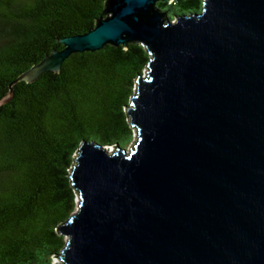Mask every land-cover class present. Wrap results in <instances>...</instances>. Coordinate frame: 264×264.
I'll return each instance as SVG.
<instances>
[{"label":"water","instance_id":"95a60500","mask_svg":"<svg viewBox=\"0 0 264 264\" xmlns=\"http://www.w3.org/2000/svg\"><path fill=\"white\" fill-rule=\"evenodd\" d=\"M107 0L14 87L61 73L73 54L140 44L151 57L127 114L132 148L85 140L71 170L76 212L61 264H264V0Z\"/></svg>","mask_w":264,"mask_h":264},{"label":"trees","instance_id":"16d2710c","mask_svg":"<svg viewBox=\"0 0 264 264\" xmlns=\"http://www.w3.org/2000/svg\"><path fill=\"white\" fill-rule=\"evenodd\" d=\"M107 0H0V100L60 40L93 30ZM205 0L157 4L169 18L201 13ZM150 55L140 44L76 53L61 73L21 82L0 106V264H53L77 210L70 174L81 144L123 149L136 140L127 108Z\"/></svg>","mask_w":264,"mask_h":264},{"label":"rangeland","instance_id":"374dc122","mask_svg":"<svg viewBox=\"0 0 264 264\" xmlns=\"http://www.w3.org/2000/svg\"><path fill=\"white\" fill-rule=\"evenodd\" d=\"M136 131V130H135ZM137 133H135V135H136ZM134 143H135V140H134V142L128 147V151L132 148V146L134 145ZM108 150L110 151V152H112L113 150H114V147H108ZM77 202H79V199L77 198ZM76 212V211H75ZM67 239V238H66ZM53 264H61V260L59 259V257H55L54 258V260H53Z\"/></svg>","mask_w":264,"mask_h":264},{"label":"clouds","instance_id":"9594fccd","mask_svg":"<svg viewBox=\"0 0 264 264\" xmlns=\"http://www.w3.org/2000/svg\"><path fill=\"white\" fill-rule=\"evenodd\" d=\"M137 133V132H136ZM137 136V135H136ZM136 141V140H135ZM108 148V147H107Z\"/></svg>","mask_w":264,"mask_h":264}]
</instances>
